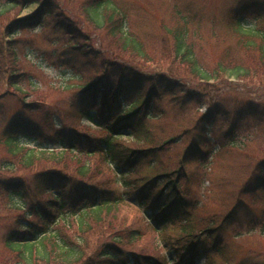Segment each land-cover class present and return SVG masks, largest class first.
Wrapping results in <instances>:
<instances>
[{
    "label": "trees",
    "instance_id": "16d2710c",
    "mask_svg": "<svg viewBox=\"0 0 264 264\" xmlns=\"http://www.w3.org/2000/svg\"><path fill=\"white\" fill-rule=\"evenodd\" d=\"M81 1L77 9L85 21L96 29H104L120 52L115 55L116 61L103 64L107 70L101 68L98 76L73 92L67 105L57 108L48 105L44 111L38 106H28L25 109L33 113L31 117L14 119L2 131L0 141L9 158L0 160V198H5L7 207L16 213L4 218L2 224L0 264H197L202 258L205 264H214L212 254L223 255L224 235L234 227L241 231L247 226L243 231L246 234L264 236V100H258L251 87L258 86L264 95V32L237 20L235 32L242 38L240 47H223L212 67H204L195 47L190 46L187 29L177 26L166 32L173 42V58L184 73L188 72L191 88L205 90L201 99L207 105L191 130L195 139L184 149L182 166L185 162L200 161L209 167L212 157L222 151L235 150L239 158L245 159L243 182L239 185L224 179L223 183L230 188L236 186L235 189L216 201L217 209L208 211L205 224L200 225L197 224L200 219L192 217L197 203L179 183L184 171L179 170L178 175L158 172L134 177L144 167V158L154 156V151L123 148L120 139L139 140L145 135L147 121L156 117L157 102L168 98V94L174 98L173 102L188 99L199 103L201 99H196L197 92L189 86L175 89L179 87L180 76L161 73L149 76L141 71L142 66L124 60L121 54L144 57L145 48L127 28V10L118 0ZM257 1V5H264V0H244L243 5ZM29 6L36 8L31 17L15 18L0 30V76L6 74L7 85L19 94L25 91L22 83L25 77L16 72L21 57L14 47L13 35L19 30L38 28L46 22L68 37L63 51L73 53L76 61L80 59L88 65L89 58L96 53L93 47L77 43L81 23L68 19L67 13L60 11V4L52 0H6L0 5V18ZM258 14L260 17L259 11ZM24 56L30 59L27 53ZM171 83L175 88L168 93L166 89L172 87ZM218 120L224 126L214 131ZM42 122L47 126L42 127ZM86 123L107 131L108 135L97 137L76 126ZM44 134L48 135L42 138ZM54 152L101 156L107 166L114 168L124 192L107 191L90 183L84 164L78 165L76 175L57 167L36 169L40 157ZM28 170L36 171L27 177L20 175ZM44 194L49 195L43 199ZM124 196L134 197L155 231L178 230L174 239L162 243L164 251L159 255L139 252L135 242L141 233L125 229L119 233L113 230L117 226L107 220L113 206L124 201ZM74 223L80 233L93 223L108 227L89 257L85 258L82 252V237L71 242L63 234V229ZM241 233H236V237ZM249 256L250 259L237 264H264L263 255Z\"/></svg>",
    "mask_w": 264,
    "mask_h": 264
},
{
    "label": "rangeland",
    "instance_id": "374dc122",
    "mask_svg": "<svg viewBox=\"0 0 264 264\" xmlns=\"http://www.w3.org/2000/svg\"><path fill=\"white\" fill-rule=\"evenodd\" d=\"M81 0H52L60 4L62 14L67 13L68 19L74 23H81L79 30L80 45L93 47L95 54L89 59L90 64H85L82 60L76 61L74 54L64 53L68 37L56 32L50 28L46 22L38 28H24L13 35L14 47H17L20 53V63L16 72L22 73L25 77L22 83L25 91L21 94L16 93L12 87L6 83V74L0 76V135L2 131L15 119H21L25 116L31 117L25 108L28 106H38L42 111L50 107H61L67 105L70 95L82 87L88 80L92 79L101 71H105L106 62L116 61L115 55L120 52L118 47H114V41L105 34L104 29H96L93 24L86 22L84 16L80 14L77 7ZM119 4L126 7L127 28L132 35L143 45L144 57L135 56L132 53L121 54L125 56V61L134 66H142L141 71L146 75L152 76L156 73L172 75L179 77V87L175 88L173 83L166 91H177L185 87H193L191 79L186 71L173 58V42L167 30L180 26L189 31V41L191 47H195L202 64L208 67L216 62L218 52L223 47H240L239 39L242 40L238 32H235L236 21L242 20L254 28L264 32V5H257V2L243 5L244 0H118ZM6 0H0V5ZM83 0L81 1V3ZM73 9H72V8ZM35 6H29L22 9L21 12L15 10L4 18H0V30L2 26L10 24L9 22L27 19L34 14ZM260 13V17L258 14ZM85 21V22H83ZM1 33V32H0ZM70 52V51H69ZM24 53L30 55V59L24 56ZM85 65H84V64ZM131 66V67H134ZM25 73V74H24ZM80 74L82 77L80 78ZM180 74H183L182 76ZM182 77V78H181ZM20 80V81H21ZM33 82L30 84L29 82ZM253 92L257 94L258 100H264L263 93L259 92L258 86L251 85ZM196 99L200 100L205 94V90H196ZM192 93L193 91L190 90ZM198 94L199 97L196 96ZM181 96V94H180ZM161 97V96H160ZM159 100L154 111L156 117L146 123V132L139 140L131 137L120 139V145L123 148L148 149L150 148L154 156L144 158V167L137 170L134 177H146L147 173L171 172L177 173L182 170L183 175L179 176L180 186L188 191L187 196L197 203L196 211L193 210L192 217L200 219L197 224H205V215L208 211L216 210L217 203L225 194L235 187L223 183L224 179L236 181L240 185L244 177V158H239L237 152L222 151L212 157L211 165L208 167L204 162H185L184 149L190 144L193 134L191 130L197 125L198 118L205 113L206 106L202 104L205 100L192 103L188 99L173 102L174 98L166 96ZM21 102V103H20ZM26 110H24L23 108ZM223 122L218 120L217 125L213 127L214 131L223 128ZM196 124V125H195ZM202 125V124H201ZM47 123L42 122V127ZM81 131L95 135L97 137H106L108 132L86 123L85 125H76ZM205 127V126H204ZM221 127V128H220ZM189 130V131H186ZM48 134H44L45 138ZM182 135L179 141L176 139ZM209 137V136H208ZM192 138V139H191ZM213 138V137H209ZM176 139L177 141H173ZM172 140V141H171ZM215 140V139H214ZM28 143V142H27ZM33 146L34 143H28ZM245 150L246 146H245ZM52 154V155H51ZM54 154V155H53ZM9 158L5 153L3 144L0 141V160ZM189 158H193L190 155ZM203 158V155H202ZM38 163L40 167L62 168L73 175H76L77 167L84 164L88 167V176L86 179L98 187L122 193L124 190L117 182V175L114 168L107 166L101 156L92 157L79 156L69 152L63 155L46 153V156L40 157ZM153 165L152 167H148ZM208 167V168H207ZM36 170L21 171L23 177L30 176ZM175 175V176H176ZM78 177V176H77ZM174 177V176H173ZM49 194H44L41 198L45 199ZM40 197V196H39ZM125 200L120 204L114 205L107 215V220L111 225L117 226L119 233L125 229L137 230L141 233L139 239L135 242V247L139 252L151 255L162 253V243L168 239H174L178 230H166L162 233L155 231L149 225L140 208L134 202V197L124 196ZM16 213V212H15ZM14 211L7 207L5 198H0V237L2 233V224L4 218L15 215ZM91 224V228L83 233L77 226L72 224L63 229V234L70 238L71 242L77 241L82 237L81 247L84 257L91 255L92 249L101 242L106 226ZM247 226L238 229L234 227L227 235H224L223 255L212 254V263L214 264H237L244 259H250L251 254H261L264 256V236L258 233L246 234L243 232ZM242 232L241 236L236 237V233ZM159 246V247H158ZM1 249V244H0ZM6 254V252H3ZM84 258V259H85ZM261 261V260H259ZM88 262V259L85 263ZM205 263L204 259L198 261V264ZM88 264V263H87Z\"/></svg>",
    "mask_w": 264,
    "mask_h": 264
}]
</instances>
